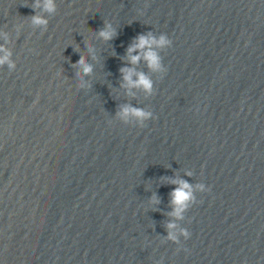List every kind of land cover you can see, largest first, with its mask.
<instances>
[{"label":"clouds","instance_id":"obj_1","mask_svg":"<svg viewBox=\"0 0 264 264\" xmlns=\"http://www.w3.org/2000/svg\"><path fill=\"white\" fill-rule=\"evenodd\" d=\"M32 7L38 8L42 7L44 11L48 13H53L56 11L55 0H43V3H40V0H36V3ZM31 22L36 26H46L48 21L40 15H33L31 17ZM115 35V30L112 28L111 24L106 23L104 28L99 30V36L105 41L111 40ZM171 40L166 35H161L158 39L148 33L147 35H140L136 38V42L129 46L127 53L132 64H137L142 58L146 62L148 68L151 71L165 72L166 69L162 65V59L160 54L155 51V48H164L171 45ZM0 51L5 52V55L0 57V65L8 62L10 53L6 49L0 47ZM134 51L140 52L142 55H131ZM78 64L82 66L83 72L89 74L92 71L91 65L87 64L83 57L80 58ZM14 67L13 64L9 65ZM121 73L123 74V80L127 82L129 87H138L143 89L147 93L152 92L153 82L152 80L145 75L143 72L135 73L133 69L122 68ZM133 75L137 76V79L133 80ZM122 118L127 119L129 116L135 117L137 120L144 121L149 119L152 116L151 112H147L141 108H135L131 106H125L122 108L119 113ZM191 175V173H188ZM172 183L178 185L173 192L171 193V203L173 205L172 216L177 219H183V213L188 210L189 205L193 204L196 201V198L193 193L192 185L184 180H173ZM201 191H206L204 184H198L196 186ZM167 228L169 231V239L176 241L177 236L171 231L176 228L175 223H168ZM181 235L187 239L190 236V233L181 229Z\"/></svg>","mask_w":264,"mask_h":264}]
</instances>
